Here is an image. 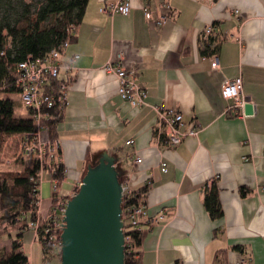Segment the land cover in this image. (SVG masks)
I'll return each mask as SVG.
<instances>
[{
  "label": "crops",
  "instance_id": "crops-1",
  "mask_svg": "<svg viewBox=\"0 0 264 264\" xmlns=\"http://www.w3.org/2000/svg\"><path fill=\"white\" fill-rule=\"evenodd\" d=\"M118 1L91 0L64 55L65 61L79 58L66 82L68 104L57 129L67 172L62 193L73 197L89 167L108 154L116 158L123 183L134 191L149 186L144 206L158 222L141 226L142 264H264V0H131L129 16L100 13ZM145 9L155 21L167 14L169 20L148 22ZM208 27L219 49L203 56ZM110 63L133 73L147 93L146 106L121 98L117 79L105 72ZM238 77L254 107L243 119L225 115L221 96L224 82ZM157 107L181 113L182 131L195 124L199 135L170 146ZM19 136L5 146L4 169L13 162L8 152L19 150ZM213 183L223 211L219 220L204 203ZM39 191L43 216L51 206L47 172ZM12 241L1 237L0 249L10 251ZM37 242L33 231H25L26 255Z\"/></svg>",
  "mask_w": 264,
  "mask_h": 264
},
{
  "label": "trees",
  "instance_id": "trees-1",
  "mask_svg": "<svg viewBox=\"0 0 264 264\" xmlns=\"http://www.w3.org/2000/svg\"><path fill=\"white\" fill-rule=\"evenodd\" d=\"M91 0H0V238L9 235L10 251L0 249V264H30L23 249L25 231L39 219L40 184L35 183L42 171L38 158L24 157L16 147L8 152L13 160L11 167L2 168L5 143L13 136L37 132L38 125L29 109V118L15 116L16 104L13 95L20 96L16 85L18 65L29 57L40 59L66 43L75 40V33L82 25ZM217 40L210 37L202 51L203 56L215 55L219 49ZM61 81L46 80L43 87L47 93H59ZM64 110L58 107L43 110L41 121L47 128L48 139H57V129L63 119ZM43 115H47L43 118ZM19 145V144H18ZM18 152V154H15ZM28 161L30 163H28ZM65 168L57 165L56 180L62 182ZM34 180V181H33ZM121 181L123 182L122 176ZM149 191L145 186L134 192L133 197L123 201V210L128 206L144 205ZM244 195V193H243ZM205 207L213 220L223 217L216 183L206 189ZM11 229L14 231L10 233ZM10 233V234H9ZM39 232L38 240H41ZM62 235V234H61ZM128 235V233H127ZM135 251L126 248L125 264H142L139 248L142 231L130 232ZM61 240V236L59 238ZM236 250L242 252V248ZM45 254L55 252L61 258V249L52 251L43 247Z\"/></svg>",
  "mask_w": 264,
  "mask_h": 264
},
{
  "label": "built area",
  "instance_id": "built-area-1",
  "mask_svg": "<svg viewBox=\"0 0 264 264\" xmlns=\"http://www.w3.org/2000/svg\"><path fill=\"white\" fill-rule=\"evenodd\" d=\"M207 2L208 0H200ZM162 10L169 11V6L161 7ZM132 11L131 0H119L117 3L105 4L100 13L103 15H122L129 16ZM145 17L148 22L156 25L165 24L169 20V15L161 16L157 21L148 9H145ZM213 27H208L203 33V42H208L209 38L213 36ZM69 46L66 43L58 50H54L40 59L29 57L25 62L18 65V76L16 85L20 89V97L22 104L26 109L33 112V118L37 122V132L20 135L18 142L20 153L24 157L38 158L41 166V173L35 183L40 185L43 183V174L49 173L52 183L51 206L46 215L39 216L37 222L31 224L30 230L33 231L37 237L39 232H42L41 240H38L42 246L49 250L59 251L62 247L61 240H59L64 228V217L70 199L69 195L62 193L60 185L65 181L67 172L64 171V179L62 182L55 179L57 174V165L62 164L61 158L58 156L60 149V141L50 140L47 137V128L41 121L42 112L46 109L58 107L64 110L68 104L67 99V84L70 80L69 75L73 72V64L79 57H75L71 61H65L64 55ZM213 67L217 68L218 63L215 59ZM65 72V73H63ZM105 72L114 76L118 82V93L121 98L130 103L133 107L142 108L146 106L147 93L134 81V75L128 72L120 64L110 63L105 67ZM64 75L65 79L62 78ZM54 79L61 81V89L59 93L49 94L44 91L46 80ZM221 96L226 102L225 115L228 118L243 119L247 116L246 107L253 104L247 100L243 95V80L241 77L226 80L222 87ZM158 117V124L161 129L162 136L167 140V143L176 147L184 142L188 137L194 138L199 135V130L195 124H191L190 128L182 131L184 125L183 115L174 110H165L162 108H154ZM47 115H43L46 118ZM133 142H129L128 145ZM141 159H137L136 164L140 165ZM34 181V180H33ZM123 201L133 197L134 190L126 183H123ZM124 234H125V248L128 247L130 252L135 251L134 240L130 232L141 231V226L149 222L153 225L157 224L158 219L149 218L148 211L144 205L128 206L123 210ZM128 233V235H127ZM239 264H250L247 260H242Z\"/></svg>",
  "mask_w": 264,
  "mask_h": 264
},
{
  "label": "water",
  "instance_id": "water-1",
  "mask_svg": "<svg viewBox=\"0 0 264 264\" xmlns=\"http://www.w3.org/2000/svg\"><path fill=\"white\" fill-rule=\"evenodd\" d=\"M123 192L116 158L102 155L68 203L61 264H125Z\"/></svg>",
  "mask_w": 264,
  "mask_h": 264
},
{
  "label": "rangeland",
  "instance_id": "rangeland-1",
  "mask_svg": "<svg viewBox=\"0 0 264 264\" xmlns=\"http://www.w3.org/2000/svg\"><path fill=\"white\" fill-rule=\"evenodd\" d=\"M12 98L16 104L15 116L17 118L27 117L29 115L28 110L22 104L21 97L19 95H13ZM6 144H8V141L5 143V146ZM15 154H18V152ZM28 163L30 162L28 161ZM43 189L45 191V195L49 198L51 191L49 190L46 183L44 184ZM78 190L75 192V194L78 192ZM27 257L29 258L30 264H61V258L56 256L55 252H48V254H45L43 251V246L39 242H37L32 248H28Z\"/></svg>",
  "mask_w": 264,
  "mask_h": 264
}]
</instances>
